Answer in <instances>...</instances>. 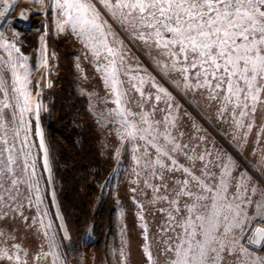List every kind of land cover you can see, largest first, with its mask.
<instances>
[{"label":"rangeland","instance_id":"374dc122","mask_svg":"<svg viewBox=\"0 0 264 264\" xmlns=\"http://www.w3.org/2000/svg\"><path fill=\"white\" fill-rule=\"evenodd\" d=\"M9 3L15 5L8 17L10 20L15 21L24 9L34 13L27 25L18 23L13 29L5 23L0 26V31L4 32L6 40H18L16 46L29 58L31 75L26 86L30 92L29 107L35 109L37 102L42 106L40 114L55 191L71 237L61 236L40 163L34 134L35 111L26 112V150L30 149L29 160L36 165L34 179L39 182L38 195L43 202L37 205L34 201L33 206L28 207L25 201L22 216L9 213L8 217L0 219V231L4 234L0 238L4 243L0 246L20 256L18 262L2 259L0 264H53L54 261L55 264H170L171 253H166L164 248L180 229L165 231L169 228L167 214L172 208L166 201L157 199L158 195L164 194L163 189L157 194L153 187L144 184L143 152L146 149L154 160V148L145 140L128 141L126 136H118L119 117H116V123L102 118L101 113L117 107L113 102L116 97L112 81L109 78L106 83L104 72L97 71V59L85 48L80 37L70 28L63 32L58 30L60 17L54 0L39 4L32 0H9ZM93 3L101 19L107 21L108 40L125 55L118 80L124 81L120 91L127 92L121 107L136 114L128 118L140 127H146L139 121L142 113H147L152 121H162L168 116L169 121L174 122L169 131L177 143L188 144L197 153L207 149L213 159L221 157L225 163L230 162L233 174L246 172L259 187L264 182V103H257L255 112L241 121L244 127H237L230 105L227 106L229 110L220 115V109L226 105L222 99L210 98L216 94L214 90L187 88L177 70L163 68L164 63L171 64L170 60L132 39L112 19L100 0H93ZM46 7L48 11L41 14ZM0 11H3V5H0ZM14 31L19 32V37ZM0 56L6 58L7 54L0 51ZM158 63L161 66L158 67ZM181 66L177 64L176 68ZM4 75L10 82L11 73ZM188 75L191 83V73ZM133 83L144 96L131 88ZM161 88L165 91H159ZM157 95L161 97L160 101L155 99ZM219 95L222 97L223 93ZM248 124H251L250 130ZM20 137H24L23 130H20ZM17 147H20L19 143ZM173 156L177 165L189 166L183 151ZM164 162L170 163L166 159ZM200 167L197 162L196 169ZM173 175L177 179L183 178L182 172L165 173L170 188ZM150 184L158 186L160 181L150 179ZM21 190L23 192L24 188ZM32 194L37 195L34 188ZM183 203L182 199L181 207ZM248 211L251 215L254 208L250 207ZM45 225H51V228L45 229ZM142 225L147 226V240ZM259 225L264 226V222L254 220L244 232L246 239L239 241L251 257L239 253L225 255L223 264H239L240 260L258 264L259 260H264V240L259 246L250 243L251 234ZM46 230L55 236L57 256L46 255L51 251L49 236L44 234ZM12 245L19 247L12 248ZM145 246L151 253V261ZM38 255L41 258L37 259Z\"/></svg>","mask_w":264,"mask_h":264},{"label":"snow or ice","instance_id":"6c2138e0","mask_svg":"<svg viewBox=\"0 0 264 264\" xmlns=\"http://www.w3.org/2000/svg\"><path fill=\"white\" fill-rule=\"evenodd\" d=\"M32 2L39 4L44 0ZM100 3L132 39L141 41L170 60L171 64L164 63L163 68L177 70L187 88L214 90L216 94L210 98L222 99L226 105L220 109V115L223 116L230 105L237 127H244L241 121L255 112L257 103H264V0H100ZM54 4L60 17L58 30L63 32L70 28L80 37L85 48L96 57L97 71L104 72L106 83L109 78L112 81L116 97L113 102L117 107L101 113L102 118L116 123V117H119L118 136H126L128 141L145 140L155 150L154 160L146 149L143 152L144 184L153 187L157 194L163 189L164 194L158 195L157 199L166 201L172 208L167 214L169 228L165 231L180 229L169 238L164 248L166 253H171L170 264H223L225 255L236 253L251 257L239 241L246 239L244 232L254 220L264 222V182L258 187L246 172L233 174L230 162L225 163L221 157L213 159L207 149L197 153L188 144L177 143L169 131L174 122H170L168 116L162 121H152L147 113H142L139 121L146 127L130 120L128 117L136 114L121 107L127 92L120 91L124 81L118 80L125 55L108 40L107 21L101 19L93 0H54ZM0 5H3L0 26L7 23L15 29L18 23L27 25L34 15L24 9L15 21L10 20L8 17L14 3L0 0ZM47 11L46 7L41 14ZM14 34L20 35L15 31ZM17 42L6 40L4 32L0 31V51L7 54L6 58L0 56V219L8 217L9 213L22 216L25 201L28 207H32L34 201L37 205L43 202L38 195L39 182L34 179L36 165L29 160L30 149L26 150L28 122L24 119L26 112L34 110L38 120L42 106L37 103L35 109L29 107L30 92L26 87L31 75L29 58L21 53ZM177 64L182 66L177 69ZM157 66L161 65L158 63ZM6 72L11 73L10 82L4 75ZM131 88L144 96L136 84H131ZM159 91L165 90L161 88ZM220 93H223L222 97ZM155 99L160 101L161 97L157 95ZM171 107L168 105L169 109ZM247 127L250 130L251 124ZM20 130L24 131L23 139ZM35 135L40 137L45 170L50 172L48 150L39 127ZM180 151L189 166L177 165L173 154ZM165 159L170 163H165ZM197 162L201 164L199 169H196ZM175 172H182L183 178L170 177V188L165 173ZM136 175L139 177L140 173ZM150 179L159 180L160 184L153 186ZM33 188L36 196L32 194ZM250 207L254 208L251 215ZM24 219L27 221L28 218ZM142 227L147 240V226ZM50 228L51 225H45V229ZM44 234L49 236L51 249L46 255L57 256L55 236L47 230ZM3 235L0 231V238ZM251 236V244H260L264 240V227L255 228ZM3 243L0 239V244ZM18 247L12 245V248ZM145 252L151 261L147 246ZM2 259L18 262L20 256L0 246ZM239 264H247V261L240 260ZM258 264H264V260H259Z\"/></svg>","mask_w":264,"mask_h":264},{"label":"water","instance_id":"95a60500","mask_svg":"<svg viewBox=\"0 0 264 264\" xmlns=\"http://www.w3.org/2000/svg\"><path fill=\"white\" fill-rule=\"evenodd\" d=\"M22 11V10H21ZM20 11V13H21ZM19 13V15H20ZM18 15V17H19ZM39 103V102H37ZM36 103V104H37ZM36 106V105H35ZM39 127V130L43 133V138H44V142H45V146L48 150V162H49V166L51 171L48 172L45 170V166L43 163L44 160V152L41 150V148L39 147L40 144V137L35 135L39 150H40V163H41V167L47 182V186H48V197L52 206V210L55 216V219L57 221L61 236H63L65 238V236H67L66 239H69L71 237L70 235V231H69V227L67 225V222L65 220V216L61 210L60 204H59V200L55 191V185H54V179H53V167L51 164V160H50V153H49V147L45 138V133H44V128H43V124H42V119H41V114L39 113V119L37 120L36 117V113H34V134L36 133L37 128ZM54 193V195H53ZM258 227H264L262 225H259ZM263 242V240L261 241L260 244H254L255 246H259L261 245Z\"/></svg>","mask_w":264,"mask_h":264}]
</instances>
